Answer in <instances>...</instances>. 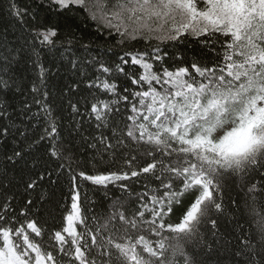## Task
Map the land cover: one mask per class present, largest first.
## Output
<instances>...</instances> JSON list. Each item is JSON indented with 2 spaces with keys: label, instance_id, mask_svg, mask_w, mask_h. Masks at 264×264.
I'll return each instance as SVG.
<instances>
[{
  "label": "snow or ice",
  "instance_id": "snow-or-ice-1",
  "mask_svg": "<svg viewBox=\"0 0 264 264\" xmlns=\"http://www.w3.org/2000/svg\"><path fill=\"white\" fill-rule=\"evenodd\" d=\"M0 4V264H264V0Z\"/></svg>",
  "mask_w": 264,
  "mask_h": 264
},
{
  "label": "trees",
  "instance_id": "trees-1",
  "mask_svg": "<svg viewBox=\"0 0 264 264\" xmlns=\"http://www.w3.org/2000/svg\"><path fill=\"white\" fill-rule=\"evenodd\" d=\"M21 4L25 2V0H20ZM12 21L11 18L7 15V8L0 4V29L4 27H9L10 30H14L11 27ZM92 29H87L83 33H77L78 39L72 40L69 43L67 40H64V34L61 33L59 40H63V46H59L57 50H54L52 53H48L44 57V62L46 66L50 69L47 85L48 90L52 93V98L55 102L59 103V95L61 89L69 83L71 80L77 79L76 76L73 75V70L69 60H76L83 62L85 60H91L92 58H103L105 60L109 59V57L115 59L112 51H107V45L105 42L101 40H96L94 36L91 35ZM83 36V39H79V37ZM83 45H89L88 48H85ZM115 51H119V49H115ZM169 51H174L173 49H169ZM191 54V50H189V55ZM50 63V62H53ZM31 78V77H29ZM25 97L21 96L17 100V105H20ZM27 120L25 119L24 123L27 124ZM24 125H21L23 127ZM10 177H14L13 182L17 185V188L20 193H23V189L20 182V176L17 171H13L10 173ZM63 187L64 190L67 191V181L66 178L63 179ZM97 201L101 199L99 195L94 197ZM49 209L55 212V209L49 205ZM179 213L176 216L172 217V220L175 221L178 217Z\"/></svg>",
  "mask_w": 264,
  "mask_h": 264
}]
</instances>
